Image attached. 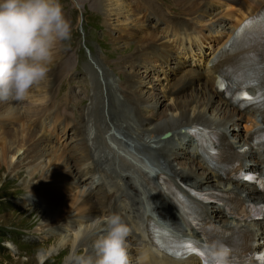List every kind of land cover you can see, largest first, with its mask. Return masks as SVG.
Segmentation results:
<instances>
[{"label":"rangeland","instance_id":"rangeland-1","mask_svg":"<svg viewBox=\"0 0 264 264\" xmlns=\"http://www.w3.org/2000/svg\"><path fill=\"white\" fill-rule=\"evenodd\" d=\"M135 1L136 0H126L125 3H127L128 6H125V11L121 14L117 15L113 13L112 15L106 16L104 15L105 11L102 12V9H100L99 5L97 4V0H60L63 6L65 17L71 24V38L57 45L53 61L48 65L49 71L47 77L50 79V88L53 89L48 90L47 94L49 96L47 97L49 102L51 101L53 106L59 109V111L62 110L60 112L63 113V116H61L59 112H56L58 113L57 115L60 114L61 117L58 119H61V122H58V119H56L54 122V125L57 124L55 128L60 129L62 124L64 122L66 123L67 121L69 127H65L66 133L68 131H70V133H67V136L65 135L64 137H61L60 133L64 131V128H62L57 133L59 139H55L52 136L54 133L52 132L51 134L50 132L52 131V128L50 129L49 126L46 125L45 119H43L45 118L44 114L42 119L41 117L36 118L37 120L35 119V122L40 125L36 131V134L38 135V138L43 140V158L34 160V163L32 164H27L26 161L28 159L26 158V160H24V155L20 153L11 160V163H14L16 157H18L16 161H19L21 164L19 172L9 173V170H6V160L3 161L0 156V264H67L72 262L71 257L73 255L88 256V249L85 245H81L82 242H80L82 241L81 238H83H80L81 232H86L91 236V231L93 229L96 230L98 224L102 222V214L98 216L97 214L92 213L88 205L83 206L82 209L76 207V204L79 205L80 200L85 198L90 193V191L88 192L84 189V185L81 181L79 182L76 180L78 177V167L83 165L85 160L79 159L80 154L79 156L72 154V158L77 157L78 163L71 161L72 166L69 168L71 171H68L70 173L67 172L69 175V180L66 184H64L66 186L61 188L62 181L57 180L59 178L56 177V174V178L49 174L52 169H55L56 166L55 161H51L49 159L50 155L46 153L51 152L52 150H61L60 153L63 154V157H66L65 155L69 156V151L73 153V150L76 148L72 149V146L75 145V143L78 141L77 139L82 137L85 132L79 131L77 133L76 131L77 129L85 127L84 122L81 126L78 123L81 121V116L86 113L87 110L92 111L89 115H91L95 120V124L97 126L95 127L96 130L100 129V125L103 124V121H108L110 116H108L107 113L109 111L111 116L113 115L112 118L116 120V125H113V127H116V132H114L112 136L118 135L119 133L122 134L120 126L125 123V121L123 122V116L130 117L131 113L129 106L124 107V101L121 99V93L126 80L128 81L134 76V86L137 89H134V91L136 90V93L139 94L143 100L142 104L144 106V110L142 112L144 114V120L140 119L139 123L136 118L134 119L135 115L131 116V118L134 120H129L131 124L129 138L132 139L134 145V141L140 142V148H145L146 144L142 143L140 139L136 138L134 133L135 129L140 127L141 123H145V120L147 119L153 121V123L156 122L161 124V122H164L165 118L169 114L175 113V107L179 105L177 100L173 99L174 97L176 99L175 95L177 92H173L175 91V88L171 89L170 93L166 92L169 96H172L173 94V98L162 97L163 94H165L163 90L168 88L170 83L173 81H170L169 77L166 78L165 74L161 73V69L171 70L170 68H172V65L166 64L161 56L158 58H148L145 56V58L148 59L144 61L139 60L135 67H133L131 64H128L132 62L134 55L138 53L136 51L140 49L141 45L146 44V46H144L146 48L148 45H151L150 43L153 45L157 43L155 46L158 48L160 53L164 52L165 56L167 55L165 53V49L168 53L174 47V42H172V37L174 35L168 32L167 35L169 34L170 37L168 38V41L165 40V31H163V28L161 31L155 29V27H157L160 22L158 18L151 13L149 14V17H146L144 8L136 10V7L138 6L134 4ZM148 1V3L152 2V6H154L153 9H156L155 11H158L162 7L161 9L163 12L172 16L174 21L182 20L180 17L184 16L194 18L196 22L198 21L197 23H201L199 21H202V18L196 19L197 14L194 16L191 12V5L193 4V7H196L197 2H199L201 9H204L206 12L204 14L206 17L210 16L209 11H214L210 9L211 7H208V10L205 8V5L209 2L210 6H218V8L224 10V14L222 13L223 17L228 16V13L232 14L233 18L241 17L238 16L239 9H237L236 5H234L232 8L230 4L224 3L223 0H186V5L189 7L184 8L185 11L181 8L180 4L177 3V0L175 2H173V0ZM183 1L185 0H181V3ZM221 1L223 2V5H221ZM143 2L145 4L146 0H143ZM170 7L172 8V11L168 10ZM227 10L230 11L227 12ZM149 11L151 12L152 8L149 9ZM168 12H171L172 14ZM129 13L131 14L129 15ZM126 14L130 18L132 17L131 20L125 21ZM167 15L163 16V18H165ZM182 21L184 22V20ZM231 21L234 24V20ZM149 23V29H151L150 32L148 29H146V25H149ZM185 23L186 25L190 24L197 26L191 22L185 21ZM216 25H218V23ZM206 26L208 27V25ZM206 26H197L196 28H201L200 30H202V33H204V31L208 32ZM212 32H208L207 35H212ZM214 33H217V30H214ZM150 34L158 36L157 38H153L150 36ZM138 38L143 39L136 40ZM146 40L148 41L144 43ZM191 40L192 39H182L180 40L181 43L178 41L177 42L183 45L185 42L187 43ZM138 43L140 44L139 48L137 47ZM202 46L205 48L206 42H202ZM188 52H191V50ZM57 55L60 56L58 59L56 58ZM183 65H187V62H185ZM56 68H58L60 71V79L58 81H51L53 78L52 75H54L51 71L55 70ZM186 68L189 69L190 67ZM196 68L200 70L198 61H196V65L192 66V69ZM136 73L140 74L135 76ZM170 73L174 72L170 71ZM178 75H180V73H178ZM47 77L45 80L48 82ZM179 81L180 79L175 80L172 86H176ZM44 84H46V82ZM130 90V87L126 85L124 93L130 94ZM179 90L180 88H178V91ZM33 94L34 93L28 94L27 98L22 102L12 100L11 102H8L6 107L0 106V110L3 111L5 108L10 106V108L14 111L17 109L16 112H18L19 115L28 114L30 116L32 115L33 111L36 110L35 108L38 105L37 112H39L41 102L38 103V97L34 96ZM39 98H42V96ZM186 99L187 98H184L183 100ZM30 100L33 105L24 107V104ZM111 100L113 101V105L110 104ZM150 103H152V108L148 107ZM154 103L155 106H153ZM140 105L141 104L138 106L139 110L142 108V105ZM129 117L128 119H130ZM38 119H41L42 121H38ZM19 120L16 118L10 119L8 117L4 118L0 116V136L4 135L5 133L8 135L7 132L17 133L16 131H18L21 126L29 125L31 122V119L29 118L27 120ZM153 123L148 125L153 127ZM103 133L106 132H102V135ZM95 136H97V133ZM129 138H126L123 135V139L128 140ZM84 141L85 140L82 138V142ZM82 142L78 146L79 149L80 146L83 147L82 149L85 155V144H82ZM4 143L5 142L2 137L0 139V151L4 148ZM26 146L27 145H24L23 147L25 148ZM128 151L131 152L129 149H127L125 152L128 153ZM125 152L124 155L126 154ZM3 153L4 156V149ZM175 153V157L179 158L180 153ZM88 158L91 159V156H88ZM134 159L138 160L140 158L134 157ZM123 162L125 161L123 160ZM123 162H121L122 167L124 166ZM177 162H185V160L178 161L176 159L173 161L174 164ZM138 164H141V162L138 161ZM126 165L128 166L129 164L126 162ZM143 165L147 166L146 162H144ZM129 168H131V166ZM123 169L126 170L127 168L124 166ZM32 170H34L33 174L31 173ZM92 170L97 171V168L94 167ZM129 171L130 169L124 171V173H129ZM139 172L146 179V181H149L148 183L152 185V182L149 179L147 180L146 171L139 169ZM44 174L49 175L46 177L45 181L41 182L38 180V178ZM73 174L75 177H73ZM105 174L112 175L113 173L111 170H108ZM62 177H64L63 174ZM83 179L84 177L81 180ZM128 179L130 185L126 182H123L122 184L126 185L127 187L135 186L130 181L129 176ZM29 183H32L34 187H27ZM113 184L116 185V182H113ZM111 190L114 191L113 189ZM74 191L77 192V194L74 195L78 196V201L72 205L74 202V198H72L74 197V195H72L75 193ZM91 192L93 195H96V190ZM60 203H63V207L66 203L65 206L67 209L65 208L64 212L60 210L59 214L57 213L58 216L56 214L55 216H51L50 214L49 216L46 215V210L56 209V207H59ZM119 208V210L122 209L121 206H119ZM38 209H42L44 211L40 212ZM112 209L115 210L116 208ZM108 211L110 212V208H108ZM107 214L109 215V213ZM81 216H84L85 220L80 222V230L78 228L74 231L73 228L69 227V224L65 223L68 222V220H71V223H75V221H77ZM90 219H92V221H86ZM99 232H102V234H99ZM99 232L93 233V235H97V237L91 236L93 238L92 241L104 234L101 229ZM91 246L94 247V243H92ZM136 247L137 245L132 246L131 243L128 244V248H132L134 253V255L129 258L130 264H138L139 259L135 258L134 252ZM91 249L94 251V248ZM136 250L138 249L136 248Z\"/></svg>","mask_w":264,"mask_h":264},{"label":"bare ground","instance_id":"bare-ground-1","mask_svg":"<svg viewBox=\"0 0 264 264\" xmlns=\"http://www.w3.org/2000/svg\"><path fill=\"white\" fill-rule=\"evenodd\" d=\"M175 1L176 0H173V2H175ZM204 1H208V0H204ZM226 1H229L228 3L231 4L232 6L236 5L237 9H239L238 16H241V17L233 18L232 14L228 13L227 17H229L230 20H234V24L233 25L230 24V25L226 26L227 23L226 24H222L221 22L218 23V25H216L218 27H216V26L213 27L212 25L207 27L205 25L207 27V30H208L209 33L212 32L215 29L217 30V33H213L214 36L219 35V34H223V33L227 35L226 31H228L231 27H234L237 23H239L240 20L243 19L244 17H246L247 14L249 15V14L253 13L254 11H256L258 9L260 10L264 6V0H226ZM125 2H126V0H97V4L99 5L100 9H102L101 10L102 12L105 11L104 15H106V16L112 15L113 13L119 15L122 12H124L125 11L124 8L127 5V3H125ZM148 2L149 1L146 0V5L144 4L146 10L149 11V9L152 8L151 12H153L158 17V19L161 20V24H163V28L165 29L166 34L169 32V28L173 29V32L170 33V34L174 35V36L172 35L173 36L172 37V41H175V42L178 41L179 43H181L180 40H182V39H185V40L192 39V40H194L197 37L201 36V33H202V30H200L201 28L197 29L196 28L197 26H195V25H190V24L186 25L185 21L183 22L182 20L174 21L172 16L167 15V13L163 12V10L161 9L162 8L161 6H160L161 8L158 11H155L156 9L155 10L153 9L154 6H152V2H150V3H148ZM186 2L187 1L185 0V1H183L181 3V0H177V3L180 4L181 8L184 11H185L184 8H188L189 7L188 5H186ZM191 6H192L191 7V12L193 13V15L195 16L197 14L196 19L202 18V20H203L206 17L204 15L206 12L204 11V9H201V6H200L199 2H197L196 7H193V4ZM205 6L204 7L208 10V7H211L210 6V2L207 3ZM237 9H235V10H237ZM228 11H230V10H227V12ZM209 12H210L209 14L212 15L215 12V10L214 11H209ZM186 13H187V11H186ZM201 13H202V15H201ZM215 13H217V12H215ZM130 14L131 13H129V15ZM165 15H167L168 17L166 16L165 18H163V16H165ZM131 18L126 14L125 21L131 20ZM199 22H201V21H199ZM180 29L183 30L184 34H186V35H184L185 38H183L182 35H179V34H181L180 32H178V30H180ZM150 36L153 37V38H157L158 35L155 36L154 34H150ZM141 39H143V38H138L136 40H141ZM138 44H137V47L139 48L140 44L139 45ZM144 46H146V44L140 46V49L138 51H136L138 53L134 55L132 62H130L128 64H131L133 67H135V65H137L139 60L140 61L144 60L145 56L148 57V58H149V55H152L153 57H155V56L158 57L159 56V54L157 52V49L154 46L150 47V49H149V47L145 48ZM182 47L187 49V51L191 50L189 42H187V43L185 42V44H183ZM247 51H245V52L239 51L238 55H237V58H233L232 59V64H233V66L235 68H236V65H238V67L246 70L249 73V76L243 75V77L244 78H250L251 80H253L252 82L256 86L251 87V91L254 93V92H257V88L260 89V88L264 87V52H259L260 57H259V59L257 61H255L254 57L249 55L247 53ZM236 54L237 53H233L231 55V57H234V55H236ZM226 55L227 54H225V56ZM58 57H60V56L57 55L56 58L58 59ZM206 61L208 63L211 62V64L210 65L209 64H207V65L205 64L204 71H199V70L192 71V70H189L185 74V75L188 74V76H189L187 84H190V87L188 88V90L185 93L181 94V95H184V96L178 95V96H176V99H175V97L173 98L174 100H177V103L179 104V105H177L175 107V110H174L175 113L169 114L165 118L164 122H161V124H158L156 122L153 123V121L147 119V120H145L146 121L145 123H141V126L137 127L135 129L134 133H135L136 138L140 139L142 141V143L146 144V146L148 148L152 147V148H155V149H161L162 150L164 146H163L162 142L160 141V139L155 140L153 138H157V137H159V135L161 136L162 134H164L166 132L173 133V135L167 141H171V140L177 141V136H176L177 131L180 130L181 128L184 129L185 126H189L191 123H199V124H202L204 126L227 125L230 122V116H232L233 113L234 114L237 113L235 110H231L230 108L226 107L225 101H223L218 96V93H217V91L215 89L214 79H215V73L217 72L219 59L217 58V59H212L211 60V58H208V59H206ZM51 72H52V74H54V75H52L53 78L51 79V81H54V80L58 81L60 79V77H59V72H60L59 69L56 68L55 70H53ZM137 74L138 73H136L135 76ZM133 77L131 79H129L128 81L126 80V82L124 84V87H123V90H122V93H121V99L125 103H127V106H129L131 116L135 115L134 117L140 123V119H143V115L144 114H143V112L140 113V110L138 109V106H139V104L142 105V101L143 100H142V97L139 94L136 93L137 89L134 86ZM196 77H198V78H196ZM144 78H145V76H144ZM49 81H50L49 78H48V82L46 80H44L40 84L35 85L29 92V94L34 93L33 95L38 97L37 98L38 103L41 102V106L39 105L40 106V111L39 112H37L38 105L35 108L36 110L33 111L32 115H30V116L28 114L19 115L18 112H16L17 109H16V111H14L13 109L10 108V106L5 108L3 111L0 110V114H1L0 116L4 117V118L5 117H8L10 119L16 118L18 120L19 119L20 120L21 119L27 120L28 118L31 119L30 124L29 125L23 124V125H26V126H21L18 129V131H16L17 133H14V132L13 133L12 132L9 133V132H7L8 135L5 133L4 135L0 136L1 138L3 137L4 142H5L3 144V147H4L3 149L5 150V155L3 156V154H4L3 153V149H1L0 156H1V159L3 161L6 160V167H7L6 170H9L8 171L9 173L19 172V170L21 168V164L19 163V161H16L18 157H16V160L14 161V163H11V160L15 156L19 155L20 153H22L24 155V160H26V158L28 159L26 161L27 164L28 163L32 164V163H34L33 162L34 160L41 159L44 156V153L42 152V141L43 140L41 138H38V135L36 134L37 133L36 131L39 128L40 125H38L35 122V119L36 118H40V117L42 119V116L45 114V118H43V119H45L46 125H48L49 128L51 129L52 126H55L54 122L56 121V119H58L61 116H63L62 115L63 113L60 112L62 110L59 111V109L54 108L52 102L51 101L49 102V99L47 97V96H49L47 94L48 90L49 89L51 90V88H50L51 85H49ZM45 82H46V84H44ZM135 82H136V80H135ZM183 82H185V80L182 79L181 81H179V83L176 86L170 87L167 92L170 93V90L173 89V88H175V91H173V92H178V88H180V90L183 88L182 86H180V84L183 83ZM126 85H128L130 87V89H131L130 90V94H125L124 93V91L126 89ZM138 87H139V85H138ZM134 89H136V90L134 91ZM40 96H42V98H39ZM172 96H173V94H172ZM46 98H47V100H46ZM184 98H187V99L183 100ZM216 98L218 100H220V101H218ZM11 101L12 100H8L6 102H0V106H5L6 107V105H8V102H11ZM112 102L113 101L111 100L110 101L111 105H113ZM155 103L153 104V106H155ZM28 105L29 106L33 105L31 100L28 101L26 104H24V107H28ZM151 106H152V103H150V105L148 107L152 108ZM22 109H24V108H22ZM56 112H59L61 114V116L55 118V116L58 114ZM91 112H92L91 110H87V112L84 113L81 116L82 121L85 124V127L84 128L82 127L79 130L80 131H85L83 136L81 137V138H83L85 140L84 142H82V144H85V145H87L86 142L89 139L92 142H94L96 140V136L95 135H92L91 137L89 136L90 131L93 128L97 127L96 124H95L94 118L91 115H89ZM107 114L110 117L108 118V121H103V124L100 125V129H101L100 136L102 135V132H107V130H111V125H116V120L114 118H112L113 115L111 116V113H109V111H108ZM131 116L130 117L129 116H123L124 117L123 122L125 121V123L120 126V129L122 130V134L126 138H129V136H130L129 133H130V129H131V126H130L131 124H130L129 120L131 119ZM263 116H264V112L261 111V114H258L257 117H254L255 121L253 120V121L250 122V124H244V125H242V122L248 121L249 118L248 117L247 118H243V116H241V115L238 116V118H237L238 126L240 125V126H243V127L240 128V130H234V128H232V134L235 136V138L238 139V141H236V143L239 144V145H237V146L240 147V146L243 145V143H247L248 138L250 136L249 134H250V131L252 130V128H254V127L258 126V125L264 126V118H263ZM128 117L130 119H128ZM41 119H40V121H42ZM105 122H106V124H105ZM152 123H153L154 126L150 127V125H148V124H152ZM104 125H106L107 130H103ZM67 126L69 127L68 124L66 125V127ZM54 129H56V128H54ZM54 129H52V132H53ZM241 131H243V132H241ZM88 136H89V139H87ZM225 137L227 138L228 136H225ZM102 138L103 137H100V139H99V137L97 138L99 140L98 143H100L102 141ZM251 139L252 138H250V140ZM76 143H75V145L72 146V149L76 148L77 150L74 149L73 153L71 152L69 154V156L65 155L66 157H63V154L60 153L61 150L60 151L52 150L51 152H46V153H48V155H50L49 159L51 161H55V166H56L55 169H52L49 174L54 176V177H55V174H56V177L59 178L57 180L62 181L61 188H63V186H66L64 184H66L68 182V180H69L68 179L69 175L67 174V172L71 171V169H69L70 166H72L71 161L78 163L77 157L72 158L71 157L72 154H76L77 156H79V154H80L79 158H82V157L84 158L85 157L83 149H82L83 147L80 146V149H79V146H78L81 143L80 142H76ZM24 145H27V146L24 148L23 147ZM90 149L91 148H89V150ZM125 153L126 154L124 155L123 158H119V157L118 158L120 159L121 162H123V160L125 161L123 163H124V166L127 168L126 170H129L130 169L129 167L132 166L131 160L135 161L136 164L139 167L140 166L147 167L146 165H143L144 162L141 159H138V160L134 159V157L137 158V156L133 152H129L128 151V153L127 152H125ZM162 153L164 154L165 158H167L168 160L170 159L168 161V167H169V170L173 171V173H177L178 175H181L182 177L187 176V178H189V179H193V177H195V182L197 184H200V181H205V183L208 181L206 173L204 171H202L203 169L200 167V165L198 163H196V162H194L192 160H191V162H188V161L185 160V162H177V163H175L176 164L175 165L173 163V161H172L173 159H176L175 151H170V152L162 151ZM261 155H262V152H256V151H253L251 149H249L247 151V156L249 158V161L257 162L258 158L261 157ZM92 157H93V155H91V159H93ZM69 159H71V160H69ZM51 161H49V162H51ZM138 161H140L141 164H138ZM79 162H81V161H79ZM126 162L129 164L128 166L126 165ZM94 167H95V165L92 167V169ZM92 169H91V171H93ZM126 170L122 169L123 172L126 171ZM31 173L33 174L34 170H32ZM64 173H65V175H64ZM68 173H70V172H68ZM72 173H73V171H72ZM49 174L41 175V177L38 178V180H40L41 182L45 181L46 177ZM62 174H63L64 177H62ZM128 174L129 173H124V174H118L116 176L119 177V178L124 177L125 178V182L130 185V182H129V179H128ZM58 175H60V176H58ZM73 177H75L74 174H73ZM82 178L79 179V177H77L76 180L79 181ZM190 182H192V181H190ZM122 183L123 182H121V184ZM205 183H203L201 186H203ZM208 184L209 183H207V186H209ZM32 186H33L32 183H29L27 185V187H32ZM120 187H117V189L114 190V191L111 190L112 188H107V189H104V190H100L96 195H93L90 192L85 198H83V199L80 198L81 199L80 200V204L79 205L76 204L77 205L76 207L82 209L83 206H85V205L87 206L88 205L90 211L92 213L97 214L98 216L101 215V214L102 215L103 214L106 215L107 213H109V214L110 213L111 214L115 213L113 211H110V212L108 211V208L110 207L108 205V202H110L111 198L116 196L115 193L116 194L118 193V195L121 196V194H123V192H125V190L120 188ZM129 189H131L135 193H137L139 191V188L137 186L129 187ZM243 189L249 190L250 191L249 195H251L252 197H255V198L259 197L257 192L254 190V188L245 187ZM74 194H77V192L73 193L72 195H74ZM85 194H87V193H85ZM72 198H74V202L72 203V205H74V203L78 201V196L74 195V197H72ZM120 200L124 203V206L127 205V199L126 198H121ZM62 205H63V203H60L59 207H56V209L46 210V215L49 216V214H50L51 216H55V214L56 215H57V213L59 214L60 210H62L64 212L65 211L64 209L66 208V206H65L66 203L64 204V207ZM61 206H62V208H61ZM122 209H123V207H122ZM38 210L40 212L44 211L42 209H38ZM112 210H114V209H112ZM117 211H119V210H117ZM217 212L218 211L216 210V213ZM61 218H62V216H61ZM84 220H85V217L81 216L77 221H75V223H71V220H68V222H65V223L69 224V227L73 228L74 231H75L78 228L80 230V222H83ZM142 220H144V221H142V223L145 226V222L147 221L146 215H144ZM86 221H92V219L86 220ZM222 221L224 223H226V224L222 225L223 228L224 229H229L230 230V232H229L230 234H242L243 236H246V237H249L250 235H253L251 233V231H249V229L247 227L248 224H243L242 225L241 220H239V219H235V222H234L233 226L231 225V222L227 218L223 219ZM263 221H264V217H263ZM263 221H261L259 223L258 231H260V233L258 232V235L262 234V231L264 229L263 228ZM128 223L139 234L138 235L139 241L137 240V237H136V240L134 239L136 241V244H137L136 248L138 249V250H136V248H135L134 252H135V258L136 259H140L142 254H146L144 256L143 264H195V263L198 262V260H197V258L195 256H186L184 258L178 259V258H174V257L169 256V255L168 256L165 255L163 253V251L160 250L157 247V245L152 242L151 239H148L146 237V234L144 233V227H143L142 224L137 225L131 219L128 220ZM70 225H72V226H70ZM100 229L103 231V223L102 222H100L98 224V227H97L96 230L93 229L91 231L92 232L91 236L93 237L94 236L93 233L99 232ZM91 236L88 235L86 232H84V233L81 232L80 238L81 237H83V238H81L82 241H80V242H82L81 245H85L86 248L88 249L87 255L88 256L91 255V256L94 257L95 253L91 249V248H94V247H92L91 244L94 243L95 240L92 241L93 238ZM94 237H97V235L94 236ZM258 238H261V236H259ZM262 238H264V237H262ZM89 247H90V249H89ZM128 254H129V258H131L132 255H134L132 248H128ZM67 264H72V262H69ZM129 264H130V261H129Z\"/></svg>","mask_w":264,"mask_h":264},{"label":"clouds","instance_id":"clouds-1","mask_svg":"<svg viewBox=\"0 0 264 264\" xmlns=\"http://www.w3.org/2000/svg\"><path fill=\"white\" fill-rule=\"evenodd\" d=\"M70 38L60 0H0V102L24 101L46 79L57 45ZM101 220L104 234L94 241V257L73 255L72 264H129L130 226L118 213ZM211 255L226 264L229 249L214 245Z\"/></svg>","mask_w":264,"mask_h":264},{"label":"snow or ice","instance_id":"snow-or-ice-1","mask_svg":"<svg viewBox=\"0 0 264 264\" xmlns=\"http://www.w3.org/2000/svg\"><path fill=\"white\" fill-rule=\"evenodd\" d=\"M251 83V81H250ZM221 87H223V85H221ZM258 92H260L261 94L258 95V97H256V99L258 100H264V87L258 89ZM244 98L251 101L253 100L254 98L251 97V96H248L247 93H244ZM248 179H252L251 177H247ZM262 188H264V182H261V185H260ZM175 243L178 245V246H181L183 248H185L187 250V252H195L197 251V248H198V244L197 242L195 241H184V240H177L175 241ZM176 256L178 259L180 258H184L181 256L180 253H176ZM256 259L258 260H261V261H264V253H260ZM216 264H220L219 261H216Z\"/></svg>","mask_w":264,"mask_h":264}]
</instances>
